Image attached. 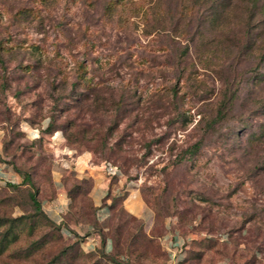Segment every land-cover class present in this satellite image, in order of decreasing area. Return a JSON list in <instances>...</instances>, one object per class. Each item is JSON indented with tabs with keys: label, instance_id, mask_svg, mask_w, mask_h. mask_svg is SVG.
Instances as JSON below:
<instances>
[{
	"label": "rangeland",
	"instance_id": "obj_1",
	"mask_svg": "<svg viewBox=\"0 0 264 264\" xmlns=\"http://www.w3.org/2000/svg\"><path fill=\"white\" fill-rule=\"evenodd\" d=\"M91 85L111 111H94L95 120L118 119L107 146L123 134L133 158L113 177L104 168L113 159L90 151L110 196L123 198L105 196L91 214L82 188L57 230L34 213L25 188L3 180L0 264H114L109 255L168 264L163 246L175 232L177 264H264V0H0V132L2 141L14 136L9 152L27 145L30 163L39 160L43 206L55 192L54 153L40 134L54 133L43 131L50 116L61 124L71 93ZM62 179L79 183L71 172ZM129 188L154 213L148 232L122 206ZM97 229L118 234L121 252L82 248Z\"/></svg>",
	"mask_w": 264,
	"mask_h": 264
},
{
	"label": "trees",
	"instance_id": "obj_2",
	"mask_svg": "<svg viewBox=\"0 0 264 264\" xmlns=\"http://www.w3.org/2000/svg\"><path fill=\"white\" fill-rule=\"evenodd\" d=\"M80 65H82L80 63ZM82 69V68H81ZM84 71L83 69L81 73L78 75L79 82H82L84 80ZM76 84H73L71 92H76ZM94 88L89 86L88 90H84L82 93H71V98L73 102L72 105L69 107L62 108V111H66V115L64 116L63 122L61 124H57V117L50 116V120L47 123V126L44 128V132H49L50 130L52 132L56 130H60L63 137L66 140V144L69 147H72L74 145H85L89 151L96 153H101L103 155L104 159H113L115 166L119 171L121 170L124 173H127L129 166L132 164L133 158L130 157V154L128 151H124L120 144L123 143L124 136L121 134L117 138L113 139V141L110 143L109 146V139L112 137V134H110L111 128H113L114 124H118V119L114 120L115 122H108L106 118L102 117L99 121L95 120L94 111H98L103 114H107L110 111V106L107 103V99L105 96H99L95 95L94 92L91 93V90ZM90 90V91H89ZM112 103V102H110ZM109 103V104H110ZM93 104H95L93 106ZM120 107V101L117 100L114 108ZM220 109V107H219ZM71 111V113H69ZM220 111V110H219ZM111 112V111H110ZM221 113V111H220ZM219 118L215 119L214 122H216ZM213 122V123H214ZM135 122L132 121V125H134ZM101 129L99 131L100 134H87L90 131H93V129ZM131 137V134H128ZM14 141V136H9L5 140H3L2 148L5 155H10L11 158L5 160V162L11 164L12 168L21 176V182L15 183L11 181H6L5 186L10 188L11 190H21L22 188L26 189V196L28 199V202L31 205L32 210L36 214L43 215L49 222L52 224L55 229L60 230L61 223L62 225H65V222L56 223L52 218H49L47 215H45L41 208V200L38 198V195L40 194L39 187L37 186L36 182H34V173L36 172L37 165L39 160L30 163L34 153L31 152V149L27 145L18 144L13 147L14 151L9 152L10 146L12 145ZM202 146V142L200 140H197L192 144L191 150L192 153H196ZM17 147L20 149V152L17 153L16 149ZM108 147V153L104 154L103 149ZM27 152H30V155L25 156ZM19 160V163L16 162V160ZM0 160H3L0 155ZM107 160V159H106ZM114 177V175H113ZM63 181L66 183L67 181ZM92 187V181L88 178H81L79 179V183H73L70 187L67 186V196L69 198V204H68V210L70 207H72V201L76 197L78 193L81 192L82 188H85V192H89ZM111 195V191L109 190L107 192V197L111 198L112 203H114L116 200H120L123 198L121 196L118 198V195ZM123 209V208H121ZM95 210V207L91 204L89 206V211L91 214H93ZM128 214V213H127ZM133 219H136L135 216L128 214ZM142 225V224H141ZM67 227V226H66ZM68 228V227H67ZM97 233L99 235V253L102 255H107L105 251V242L107 239H109L112 243V247L115 248L117 252L120 251V237L117 235H113V237L108 236L107 234H104L101 229H97ZM87 235V234H84ZM65 254L64 251L60 252L56 259L59 257H62ZM109 259L114 262V264H124L123 263V257L121 260H118L114 255H109Z\"/></svg>",
	"mask_w": 264,
	"mask_h": 264
},
{
	"label": "crops",
	"instance_id": "obj_3",
	"mask_svg": "<svg viewBox=\"0 0 264 264\" xmlns=\"http://www.w3.org/2000/svg\"><path fill=\"white\" fill-rule=\"evenodd\" d=\"M33 135V134H30ZM44 135L43 139L47 141L48 145L51 146L54 153V159L52 161L51 167V180L53 181V187L55 189L54 194H51L43 198L42 203H45V206L41 205L43 211L56 223L66 221L64 219V214L68 209L69 198L67 194V186L63 181V176L69 174L78 179L88 178L92 181V187L90 189L89 199L92 205L97 209L100 207L102 200L107 195V192L110 190L111 182L101 170L98 164L92 162V153L86 149H76L69 147L66 144V140L62 134H58V131L50 134H40ZM2 137L3 134L0 132V155L3 160H0V182L4 183L3 180L11 181L15 183L21 182V176L16 172L11 164L5 162L9 159L8 155H5L2 148ZM9 178V180L7 179ZM114 190V188H111ZM129 193L122 200V206L125 211L137 218L144 219L145 222V231L152 229L154 225V213L145 205L143 202L140 193L133 188H129ZM68 227L75 228L72 223H68ZM166 227L168 225L166 224ZM165 236V235H164ZM167 238L169 235H166ZM93 237V238H92ZM91 240H85L81 245L84 249H97L100 246L99 237L92 236ZM181 244V239L175 232L171 235V239L168 240L165 244L164 250L168 252L170 257L168 264H177L181 262L184 258V252L179 247ZM105 251L109 253L113 250L112 243L109 239L105 242Z\"/></svg>",
	"mask_w": 264,
	"mask_h": 264
},
{
	"label": "built area",
	"instance_id": "obj_4",
	"mask_svg": "<svg viewBox=\"0 0 264 264\" xmlns=\"http://www.w3.org/2000/svg\"><path fill=\"white\" fill-rule=\"evenodd\" d=\"M105 171L109 175H116L118 173V169L115 165L107 163L104 165Z\"/></svg>",
	"mask_w": 264,
	"mask_h": 264
}]
</instances>
